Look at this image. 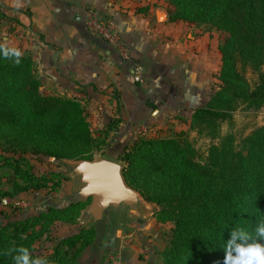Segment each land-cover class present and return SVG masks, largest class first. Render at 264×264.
Listing matches in <instances>:
<instances>
[{
	"label": "trees",
	"instance_id": "16d2710c",
	"mask_svg": "<svg viewBox=\"0 0 264 264\" xmlns=\"http://www.w3.org/2000/svg\"><path fill=\"white\" fill-rule=\"evenodd\" d=\"M169 3L170 22H212L229 35L220 47L219 90L207 94L205 104L190 115L196 127H209L215 137L219 124L230 120L240 105L248 110L264 105V0ZM150 9L149 4L142 5L136 12L147 15ZM248 68L258 74L254 86L244 76ZM42 86L31 55H21L19 64L0 56V157L14 161V171L25 180L24 185L15 182L12 191L0 192L1 199L47 188L23 154L79 159L85 150L98 146L85 107L75 99L45 95ZM19 153L22 156L16 158ZM122 153L117 158L127 164L126 182L147 202L162 206L158 221L174 223L163 264H223L222 241L230 231L237 226L254 228L258 218L264 219V126L239 147L230 142L211 146L205 161L194 160L176 140L143 133ZM87 205L73 201L66 207L50 206L39 216L0 226V264H13L11 256L3 254L13 246L28 247L34 256V243L50 232L54 222L75 223ZM93 237V230H82L65 238L56 247L53 264H77Z\"/></svg>",
	"mask_w": 264,
	"mask_h": 264
},
{
	"label": "crops",
	"instance_id": "0c3cea01",
	"mask_svg": "<svg viewBox=\"0 0 264 264\" xmlns=\"http://www.w3.org/2000/svg\"><path fill=\"white\" fill-rule=\"evenodd\" d=\"M133 1L0 0L4 44L32 55L44 92L85 93L92 118L110 136L105 151L112 159L140 133L186 114L204 87L180 46L167 40L180 34L183 23H170L153 6L147 15L137 13L142 5ZM89 8L115 23L127 59L89 29ZM135 63L144 74L141 83L134 80Z\"/></svg>",
	"mask_w": 264,
	"mask_h": 264
},
{
	"label": "rangeland",
	"instance_id": "374dc122",
	"mask_svg": "<svg viewBox=\"0 0 264 264\" xmlns=\"http://www.w3.org/2000/svg\"><path fill=\"white\" fill-rule=\"evenodd\" d=\"M135 2L140 5L149 4L154 7V11L156 9L164 11L167 19L169 18L170 0H135ZM179 22L183 23L180 34L175 36L168 34L167 40L177 44V47L180 46V51L186 58L187 65L195 67L199 71L196 80L204 85L203 94L197 99L195 105L187 109L186 114L183 116L176 114L169 117L157 128L146 132L144 136L176 140L183 144V148L189 152L194 160L205 161L211 146L230 142L239 147L245 138L256 129L264 126V105L259 110H248L245 105H240L232 112L230 120L219 124L215 137L209 127L205 125L202 128L196 127L190 119V115L194 109L205 104L207 94L212 95L219 90L218 73L222 64L220 47L229 35L225 31L219 30L212 22ZM2 38L3 36L0 35V43L9 47L4 44ZM244 76L251 86L258 82V74L251 68L244 72ZM37 77L39 78L38 75ZM39 79L41 80V78ZM42 93L78 100L86 109V118L98 146L89 151L85 150L79 159H56L31 153L23 154L32 165L31 171L44 178L42 183H45L47 188L21 192L11 200L0 198V226L11 220L39 216L42 209H47L50 206L66 207L73 201H87L88 205L82 210L75 223L56 221L51 225L50 232L45 233L34 243V256L46 257L49 264H53L56 247L65 238L76 235L82 230H93V243L81 251L76 261L77 264H114L110 255L115 256L116 262L122 264H163L162 253L170 245L174 223L169 220L165 222L157 220L158 214H161L162 206L147 202L139 191L126 182L124 172L127 164L118 158L109 157L105 148L110 136L102 129V125L92 118L87 102L79 98L78 93L72 95L46 93L43 86ZM4 155L12 156L13 154ZM21 156V153L16 154V158ZM102 159L112 160L121 165V173L126 184L140 195L141 206L112 208L107 215L104 214L101 220H95L92 215L86 213L92 203V197L87 200L79 198L77 191L81 184L78 177L72 174L71 168L78 162ZM14 163L12 160L5 162L4 156L0 157V192L14 190L15 182L20 185L25 184V180L14 171ZM21 163L25 162L21 161ZM23 165V169L27 170L28 166ZM23 204L26 206H21ZM76 250L77 248L73 249L74 252ZM64 254L68 255L69 252Z\"/></svg>",
	"mask_w": 264,
	"mask_h": 264
},
{
	"label": "water",
	"instance_id": "95a60500",
	"mask_svg": "<svg viewBox=\"0 0 264 264\" xmlns=\"http://www.w3.org/2000/svg\"><path fill=\"white\" fill-rule=\"evenodd\" d=\"M121 165L115 161H82L72 166L71 172L78 177L79 198L92 197L86 213L101 220L112 208L141 206L140 195L130 188L122 176Z\"/></svg>",
	"mask_w": 264,
	"mask_h": 264
},
{
	"label": "clouds",
	"instance_id": "9594fccd",
	"mask_svg": "<svg viewBox=\"0 0 264 264\" xmlns=\"http://www.w3.org/2000/svg\"><path fill=\"white\" fill-rule=\"evenodd\" d=\"M22 53L15 48L0 46V56L19 64ZM223 264H264V219L258 218L254 228L234 227L222 241ZM13 264H49L46 257L33 256L25 246H13L4 251Z\"/></svg>",
	"mask_w": 264,
	"mask_h": 264
},
{
	"label": "built area",
	"instance_id": "2783aa9c",
	"mask_svg": "<svg viewBox=\"0 0 264 264\" xmlns=\"http://www.w3.org/2000/svg\"><path fill=\"white\" fill-rule=\"evenodd\" d=\"M87 25L92 33L98 35L102 39L111 43L114 47L118 48L125 59L129 57L128 49L125 47L122 37L117 30L115 23L109 20H105L95 8H89L88 10V18H87ZM134 80L135 82L141 83L144 78V74L140 65L134 64ZM77 96L81 98L83 101H86L85 95L82 93H78ZM25 207L26 205H21ZM110 259L114 264H122L121 262H116V257L110 255ZM117 259L118 256H117Z\"/></svg>",
	"mask_w": 264,
	"mask_h": 264
}]
</instances>
